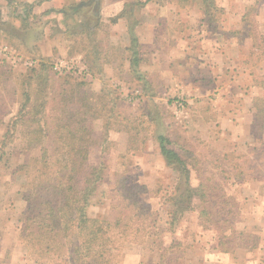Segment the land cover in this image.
I'll list each match as a JSON object with an SVG mask.
<instances>
[{
  "label": "rangeland",
  "instance_id": "1",
  "mask_svg": "<svg viewBox=\"0 0 264 264\" xmlns=\"http://www.w3.org/2000/svg\"><path fill=\"white\" fill-rule=\"evenodd\" d=\"M11 2L9 4L7 0H0V13L6 23L4 28L8 30L22 26L18 15H25L28 11L26 5L35 6L33 13H36V7L41 5L38 0L32 3L27 0H11ZM53 4L55 8L65 5L60 2ZM190 4L186 3L187 6ZM225 14L218 8L214 21L206 17L203 21L212 27H220L227 21ZM41 16L43 18L40 24L32 28L26 27L27 38L31 29L38 31L36 34L39 35L44 22L59 19L55 17L48 19L43 14ZM60 20L62 22L65 19L62 17ZM67 21L69 27H75L74 22ZM178 29L183 30V27L179 26ZM239 29V34L230 35L233 45L228 50L229 56L238 57L240 61L249 58L247 71L253 72L256 83L264 86V0H260L254 9L249 10L246 21ZM247 35H251L256 48L255 51L250 52V55L246 51L250 45ZM31 40L29 38L27 43ZM238 43L244 44L240 46L242 48L244 46L245 50L240 49L236 45ZM2 44L9 47L14 57L23 58L22 62L16 64L13 59L10 61L0 59V94L5 96L0 114L2 115L6 109L12 110V114L5 119L8 123L16 116L19 105L12 93L15 90L22 91L21 75L35 65L26 64L27 61L32 60L29 55L31 44H27L26 48L15 40L8 43L0 39V45ZM101 46L106 48L109 43L103 42ZM239 53H246V56L243 57ZM59 60L64 59L62 57V59L50 60L52 67L50 72L55 79L60 78V75L54 72L53 65ZM234 65L237 68V63ZM236 68L231 67L230 72L224 77L227 81L233 80L235 75L232 76L231 73L236 71ZM144 69L143 67L141 71L145 72ZM109 72L115 81L112 83L109 81L104 91L105 94L112 93L110 98L113 99V105L109 103L107 110H113L110 113H102L101 117L90 114L84 123L85 127L91 130L86 140V143H90L89 153L84 154L88 158L87 164H103L106 169L100 192L92 199V206L88 211L91 219H99L105 226V235H101V239L93 243L92 254L87 257L85 237H80L78 233L73 236L76 232L69 233L67 246L63 248L61 244H51L50 239L47 241V237L40 238L43 230H38L37 226L28 220L32 213L28 210L30 202L26 199L27 195L30 196L32 193L30 198L36 199L42 192L39 188L34 191L33 187L51 179L50 167L46 170L48 173L42 175V170L46 166L45 161H65L70 157L77 158V154L67 144L58 145L57 136L48 134L42 137L39 132H35L36 124H32L27 131L21 132L18 129L16 135L7 139L2 146L6 133V128L2 126L0 129V264L62 263V256L75 247L80 248L81 261L75 257L71 264H264V114L255 113L252 128L241 132L238 144L233 146V142L227 139L220 140L222 130H219V126L213 130L208 129V134L205 131L206 126L204 131L197 127L198 120L201 119H205L206 122L209 120L208 123L213 124L219 121L218 116L213 115L216 107L213 104L218 103L216 99H212L213 103L209 100L212 98L210 96L201 95L193 100L177 93L168 94L169 91L164 90H167L165 89L167 84L170 87V82H164L166 87L156 91L155 97L144 99L142 88L137 85L136 77L131 72L124 68L119 71L114 70L113 73ZM74 75L66 76L75 80L82 79L80 75H78L80 78ZM81 75L84 76V73ZM208 75L206 71H202V76L196 81L201 82L203 86H211L213 82L207 80ZM105 77L108 78L107 74ZM117 80L124 82V85ZM60 81L54 84L55 89L52 93L59 92ZM153 83L156 84L157 80ZM137 91L139 96H135ZM87 92L83 95H87ZM100 94L104 96L103 93ZM101 95L97 99L99 109L105 101H108L105 96L103 97L105 101L101 99ZM228 95L230 96V90ZM232 97H230L232 102L230 108L234 113L231 116L234 118L238 112L249 109L251 105L258 111L264 110L262 100L257 102L256 98L251 102V97L246 99L235 95ZM50 99L47 107L49 110L63 106L60 97H50ZM77 103L74 100L69 106L75 108ZM80 104L83 102L80 101ZM179 109L186 112L189 110L191 114L193 112V115H198L194 116L193 120L190 118L193 124L188 128L177 122L178 115H182ZM198 111L202 114H197ZM240 121L247 126L251 122V117L241 118ZM49 122L54 124L51 119ZM23 131L27 133L24 138L21 136ZM160 133L166 134L192 154L189 158L194 161L198 170V173L192 170L194 186H197L201 179L208 180L212 203L211 222L217 225L216 228H220L222 221L226 220L223 225L232 224L237 230L258 236L259 244L255 251L238 249L232 254L215 255L212 250L215 247L212 241L215 231L205 230L199 225L198 200L192 201V211L186 212L176 228L171 230L168 225L170 213L178 210L175 205V200L179 197L175 192L178 188L177 174L166 166L161 157L156 141V136ZM69 139L73 142L70 137ZM36 140H38L36 144L29 143ZM62 147L71 152L65 153ZM28 164L32 166L29 173L22 168ZM56 168L57 166L53 167ZM226 194L230 197L228 198ZM187 205L188 202L185 201L178 205V208ZM174 241L181 242V245L171 247ZM103 253L105 261L100 260L99 257Z\"/></svg>",
  "mask_w": 264,
  "mask_h": 264
},
{
  "label": "crops",
  "instance_id": "2",
  "mask_svg": "<svg viewBox=\"0 0 264 264\" xmlns=\"http://www.w3.org/2000/svg\"><path fill=\"white\" fill-rule=\"evenodd\" d=\"M34 1L36 0H27L30 3ZM38 2L41 5L36 7L35 14L41 16L45 13L48 19L50 17L59 19L47 21L44 39L36 42L37 48H40L37 57L51 60L63 57L64 60L85 65L84 76L80 75L82 79L70 78L71 82L84 81L80 88L82 91H88L95 96L99 93L105 94V85L109 81L111 83L115 81L109 71L113 73L114 70L119 71L124 68L130 72V59L133 54L130 33L133 32L141 48L140 69L144 67L146 70L141 82L135 79L137 85L142 88L144 99L155 97L156 91L166 87L164 82H170L172 88L167 84L165 88L167 90H164L169 91L168 94L177 93L191 99L201 95L210 96L212 97L208 98L210 101L216 99L218 103L213 104L216 106L215 109L213 108V115H217L219 121L213 124L208 123L209 120L207 122L205 119L198 120L197 127L204 131L206 126L207 134L208 129L213 130L219 126V130H222L220 140L227 139L235 146L238 144L241 132L252 128L253 118L255 113L257 114L256 108L251 105L249 109H243L235 116V120L234 116H231L234 113L230 108L232 103L230 97L233 95L245 99L251 97L250 101L253 102L256 98H264V86L256 83L253 72L247 71L249 58L240 61L238 57L229 56L228 50L233 45L230 35L239 34V27L243 23L247 9L255 6L258 0H215L217 7L226 13L227 21L220 27H212L203 21L205 14L201 0H38ZM55 2L65 5L55 8L53 4ZM139 3L141 4L138 5ZM186 3L191 4L187 6ZM41 9L46 11H39ZM62 17L65 20L61 22ZM67 20L70 23L74 22L75 25L82 24V28L79 27V34L66 31ZM83 24L89 25L93 30L91 37L88 35V28L85 31ZM179 26H182L183 30H179ZM53 29H57V33ZM247 36L250 45L246 51L250 55V52L255 51L256 48L251 35ZM82 41L84 45L81 44ZM103 42L109 43V46L104 48L101 46ZM236 45L245 50L244 46L243 48L240 46L244 44ZM94 47L96 50L93 49ZM0 49H9V47L2 44ZM239 54L246 56V53ZM0 59H2L1 54ZM31 61L36 65L39 60ZM236 63L237 68L234 65ZM94 66L97 69L102 67L101 71L98 69L100 73L98 70L89 73L88 67ZM231 67L236 68V71L231 73L235 76L233 80L227 81L224 77L230 72ZM202 71L209 74L207 80H212L211 86H203L201 82L196 81L202 76ZM78 75L74 76L80 78ZM155 80H157L156 84L153 83ZM117 81L124 85L121 80ZM143 81L148 82L147 86ZM144 86L148 89L150 86L151 90H145ZM179 111L182 115H178L177 122L185 128L193 124L190 118L193 120L194 116H198L193 115V112L191 114L189 110L186 112L179 109ZM196 113L202 114L201 111ZM248 117H251V122L244 126L240 119H248ZM213 125L215 127H212ZM213 252L215 255L223 254L216 250Z\"/></svg>",
  "mask_w": 264,
  "mask_h": 264
},
{
  "label": "trees",
  "instance_id": "3",
  "mask_svg": "<svg viewBox=\"0 0 264 264\" xmlns=\"http://www.w3.org/2000/svg\"><path fill=\"white\" fill-rule=\"evenodd\" d=\"M7 1L9 4L12 3L11 0ZM201 1L205 17L209 18V20L211 19L210 21H214V15L218 10L215 0ZM259 2L260 0H258L257 4ZM140 4L141 3L138 5ZM26 6L28 11L25 15H18L22 26L20 28H13V30L4 28L6 23L2 20L0 13L1 41L9 43L11 40H15L20 46L31 44L29 55H31L32 60H39L33 68L27 71V73L21 75L20 88L22 91L18 92V90H15V92L12 93L13 97L16 98V102H19L16 116H14L12 120L10 119V122L6 123L5 119L12 114V110L6 109L2 115L0 114V127L3 126L6 128L2 146L5 145L7 139L13 138L14 135H16L18 129H20L21 132L22 130L27 131L32 124H36L35 132H39L42 137L48 134H53L58 137V145L67 144L69 147H72V151L77 154V158L70 157L65 161L56 160L55 162L45 161L46 166L42 170V175H46L48 173V171L46 173V170L50 167L52 174H50L49 177L51 179L44 181V183L42 182L43 184L40 183V186L33 187L34 191L39 188L42 192V194L38 195L36 199L30 198L32 193L30 196L27 195L26 199L30 202L28 210L32 213V216H30L28 220L33 222L38 230H43L40 238L47 237V241L50 239L51 244H61L60 246L62 248L67 246L66 240H68L70 232H76L73 233V236L78 233L80 237H85V256L87 257L92 254L91 246L93 243L96 240H100L101 235H105L106 232V229H104L105 226L102 225L101 221L99 219H91L88 213L92 206V199L98 195L100 187L105 180L104 171L106 169L103 164H87L88 158L84 156V154L89 153L90 143H86V140H88L87 137L91 134V130H88L84 123L87 121L86 118H88V115L90 114L101 117L102 113H110L111 110H113H107V107L110 105L109 103L113 105V99L110 98L112 93L109 92L104 94L105 97L101 95V99L104 100V98H107L108 101L106 102L104 100L105 102L102 105V108L99 109L97 99L100 95L95 96L87 91H82L80 88L84 84V81L71 82V77L66 75H60V78H58L61 80L59 82V92H57V94L52 93L53 89H55L54 84L59 80L55 79L54 75L50 72V69L52 68L50 65L51 59L37 57L40 53V48H37L36 45V42H40L44 39V29L48 26V23L46 21L42 24L39 35L36 34L38 31L31 29L28 32V35L30 34L29 38L32 40L30 43H27L29 38L25 36V30L28 27L32 28L35 27V25L40 24L43 17L33 13L34 5L28 4ZM254 8L255 6H251L247 9V13L242 22L246 21L249 10ZM43 16H47V14L44 13ZM83 25L85 31L86 28H88V35L91 37L93 35V30L89 25ZM79 27L82 28V24H76L75 27L72 28L66 25L65 29L68 33L79 34ZM56 30L57 29H53V31ZM130 35L133 45V54L130 59V72L141 82L145 76L139 65L140 61H142L139 57L141 48L135 34L131 32ZM81 44L84 45L83 41ZM93 49L96 50L95 47ZM93 58H95V55ZM88 68L90 74L98 69L100 71L102 69V67H98L97 69L96 66ZM147 84L148 82L146 81L144 85L147 86ZM146 89L150 91L151 87L149 86V89L148 87L145 88V90ZM86 92L87 95L84 96L83 94ZM50 97H60L63 101L61 102L63 106L58 108L53 107V109L49 110L47 107L49 100H51ZM4 98L5 96L0 94V107H2ZM73 99L78 102L75 105V108L69 106V104L74 101ZM256 100L257 102L261 100L264 101V98H257ZM80 101H82L83 104H80ZM256 111L257 114H264V110L262 109L259 111L256 109ZM111 116H113V114H111ZM50 119L54 124L49 122ZM23 132L24 133H22L21 136L24 138L27 136V133L25 131ZM69 137L73 142H70ZM156 141L159 152L164 159L166 166L177 174L178 188L175 192L179 194V197L175 200V205L178 210L170 213L171 218L168 225L171 227V230L172 228H176L186 212L192 211V201L198 200L200 203L198 207L199 225L205 230L215 231L212 237V241L215 244L213 250L223 254H232L238 249H245L249 252L255 251L259 244L258 236L247 231L237 230L232 224L227 226L223 225L227 222L226 220L222 221V226L220 228H216L217 225L211 222L212 208L210 209V206L212 203L210 201L211 197L208 190L209 182L207 179H201L197 186L192 184V170H195L198 173L194 161L189 158L192 154L185 150L180 144H176L166 134H158L156 136ZM29 143L36 144L38 143V140L30 141ZM62 149L65 150V153L69 154L71 152V150L67 151L63 147ZM33 161H35V159H33ZM54 166H57V168L53 169ZM31 167L32 166L28 164L24 165L22 168L25 172L29 173ZM42 196H46V198L43 199ZM184 197L186 200H184ZM229 197L230 196H228V198ZM185 201L188 202V205L186 207L182 206L178 208V205L183 204ZM34 211L36 213H33ZM40 218L42 219L40 220ZM117 224H119V222H117ZM106 240H108V238H106ZM180 245L181 242L174 241L172 242L171 247H179ZM79 251V247H75L74 250H69L66 255L62 256V263L56 264H71V261H73L75 257L78 258L77 260L81 261ZM99 257L102 261L106 260L104 253L100 254Z\"/></svg>",
  "mask_w": 264,
  "mask_h": 264
},
{
  "label": "built area",
  "instance_id": "4",
  "mask_svg": "<svg viewBox=\"0 0 264 264\" xmlns=\"http://www.w3.org/2000/svg\"><path fill=\"white\" fill-rule=\"evenodd\" d=\"M0 54L2 55V59L5 61H10L13 59L14 64L18 62H22V58L14 57L10 49H0ZM27 65H33V61H27ZM53 70L55 73L59 75H68V74H83L86 71L85 65H79L76 61H67V60H59L53 65ZM133 95V94H132ZM135 96H139V92L135 94Z\"/></svg>",
  "mask_w": 264,
  "mask_h": 264
}]
</instances>
